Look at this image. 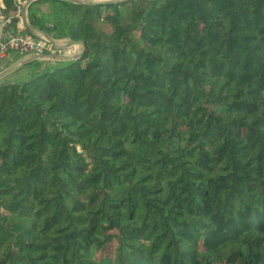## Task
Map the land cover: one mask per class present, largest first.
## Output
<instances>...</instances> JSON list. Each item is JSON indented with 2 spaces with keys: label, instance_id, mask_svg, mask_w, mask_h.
<instances>
[{
  "label": "trees",
  "instance_id": "1",
  "mask_svg": "<svg viewBox=\"0 0 264 264\" xmlns=\"http://www.w3.org/2000/svg\"><path fill=\"white\" fill-rule=\"evenodd\" d=\"M38 1L85 47L0 83V264H264V0Z\"/></svg>",
  "mask_w": 264,
  "mask_h": 264
},
{
  "label": "built area",
  "instance_id": "2",
  "mask_svg": "<svg viewBox=\"0 0 264 264\" xmlns=\"http://www.w3.org/2000/svg\"><path fill=\"white\" fill-rule=\"evenodd\" d=\"M28 1L12 0L14 11L9 16L2 14L3 5L0 1V72H3L9 65L23 56L40 54L70 55L80 51L78 46L57 48L48 39L26 30L20 12ZM13 20L15 23L12 22ZM100 22H102V19H99ZM47 35L56 42L65 39H56L49 34ZM14 55L17 57H14Z\"/></svg>",
  "mask_w": 264,
  "mask_h": 264
},
{
  "label": "water",
  "instance_id": "3",
  "mask_svg": "<svg viewBox=\"0 0 264 264\" xmlns=\"http://www.w3.org/2000/svg\"><path fill=\"white\" fill-rule=\"evenodd\" d=\"M38 0H29L25 6H23L21 8V17L24 19V25L25 27L37 34L40 35L46 39H48L51 43L54 44L55 47L57 48H64V47H71V46H78L80 47V51L74 54H70V55H51V54H40V55H27V56H23L21 58H19L18 60H16L15 62H13L11 65H9L3 72H0V80L11 75L14 71H16L17 69L21 68L22 66H24L26 63H28L31 60H64V61H73L76 60L81 53L84 50V42L82 40H71L69 38H65L62 40H59L58 42L52 40L46 33L36 29L35 27L31 26L27 20V8L28 6ZM67 2H71L74 4H85V5H100V6H104V5H108V4H121L124 3L126 1L129 0H100V1H90V0H64ZM6 84H10V82H6Z\"/></svg>",
  "mask_w": 264,
  "mask_h": 264
},
{
  "label": "rangeland",
  "instance_id": "4",
  "mask_svg": "<svg viewBox=\"0 0 264 264\" xmlns=\"http://www.w3.org/2000/svg\"><path fill=\"white\" fill-rule=\"evenodd\" d=\"M35 8H38L43 13H50L53 10V7L50 3H46V2H42V1H40V3H36ZM14 57H17V56L14 55ZM14 59L16 60L17 58H14ZM15 77H16V75L7 76L5 79L0 80V83L1 82H8V81L13 82L15 80Z\"/></svg>",
  "mask_w": 264,
  "mask_h": 264
},
{
  "label": "crops",
  "instance_id": "5",
  "mask_svg": "<svg viewBox=\"0 0 264 264\" xmlns=\"http://www.w3.org/2000/svg\"><path fill=\"white\" fill-rule=\"evenodd\" d=\"M5 78H3V79H5ZM3 79H1V80H3ZM17 79H18V76L15 77V80L13 82L17 81Z\"/></svg>",
  "mask_w": 264,
  "mask_h": 264
}]
</instances>
